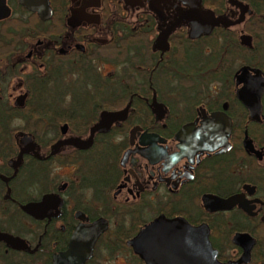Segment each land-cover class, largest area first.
<instances>
[{"label":"flooded vegetation","instance_id":"1","mask_svg":"<svg viewBox=\"0 0 264 264\" xmlns=\"http://www.w3.org/2000/svg\"><path fill=\"white\" fill-rule=\"evenodd\" d=\"M37 1L0 0V264H159V217L177 264H264V0Z\"/></svg>","mask_w":264,"mask_h":264},{"label":"water","instance_id":"2","mask_svg":"<svg viewBox=\"0 0 264 264\" xmlns=\"http://www.w3.org/2000/svg\"><path fill=\"white\" fill-rule=\"evenodd\" d=\"M149 4V8L152 10H156L150 5V0H147ZM154 1V0H152ZM160 1H167V0H160ZM230 4L238 5V2L234 0H227ZM155 2V1H154ZM183 4L188 5L191 12L193 11L194 16L190 15L187 16L189 20L190 26L193 28V30L198 31L202 28L203 25H205L206 29L209 30L210 27L218 24L226 25L229 22L227 21L226 17L223 15L214 16L213 12L209 9H204L201 6L200 0H181ZM189 3V4H188ZM38 5L43 8L45 7L46 11L49 14V9L46 7V2L44 3V0H38L37 1V7ZM245 8V7H243ZM176 9V8H175ZM179 14V13H178ZM226 19V20H225ZM109 116L115 115V113H106ZM122 118V117H120ZM177 221L173 219H164L162 217L156 218L154 221H152L150 224L145 226L131 241L130 244L133 247L135 252H139V248L149 252L150 251V244L154 246L153 251L162 250L164 252V256L158 255L159 257H163L164 261L159 262V264H177L176 263V253H174V246L175 243L182 239L181 232L176 230ZM186 230L184 233H189L190 236H192L195 233H198V231L190 227L188 225L185 226ZM205 234V232H203ZM190 243H193L192 237H190ZM162 245V246H159ZM205 245L207 248H209V244L205 240ZM192 246V245H191ZM172 251V252H171ZM142 252V251H141ZM174 253V254H173ZM158 254V252H157ZM145 261L149 262V259L153 258V255H143ZM192 257V254L190 255ZM155 257V255H154ZM174 260V261H173ZM173 261V262H172ZM183 262V261H182ZM180 262L179 264H182Z\"/></svg>","mask_w":264,"mask_h":264},{"label":"trees","instance_id":"3","mask_svg":"<svg viewBox=\"0 0 264 264\" xmlns=\"http://www.w3.org/2000/svg\"><path fill=\"white\" fill-rule=\"evenodd\" d=\"M218 2H219V3H218ZM222 3H223L222 0H220V1L218 0V1L216 2V4H217L216 6H219V5H221Z\"/></svg>","mask_w":264,"mask_h":264}]
</instances>
